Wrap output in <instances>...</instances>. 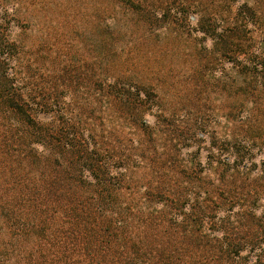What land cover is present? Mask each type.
<instances>
[{"label": "rangeland", "instance_id": "obj_1", "mask_svg": "<svg viewBox=\"0 0 264 264\" xmlns=\"http://www.w3.org/2000/svg\"><path fill=\"white\" fill-rule=\"evenodd\" d=\"M1 32L19 51L21 83L38 93L64 81L72 109L89 111L93 101L87 133L110 177L108 208L128 220V241L150 264H215L210 254L234 264L230 252L264 264V133L242 141V160L233 154L245 125L264 124V95L235 96L253 64L264 74V0H0ZM108 79L131 94L127 113L103 96L99 80ZM230 168L248 178L227 177ZM10 195L0 183V197ZM230 210L246 214L236 239L220 231ZM50 222L41 232L0 214V264H63Z\"/></svg>", "mask_w": 264, "mask_h": 264}, {"label": "trees", "instance_id": "obj_2", "mask_svg": "<svg viewBox=\"0 0 264 264\" xmlns=\"http://www.w3.org/2000/svg\"><path fill=\"white\" fill-rule=\"evenodd\" d=\"M147 20L148 18L143 21ZM18 53L17 46L8 41L7 36L1 32L0 174L6 178L3 181L0 179V183L7 187V191L9 189L11 195L8 199L0 197V211L7 207V212L0 214L12 220L18 216L22 220V225L28 223L31 228H39L41 232L51 229L53 226L51 219L57 221L56 232L59 239L52 238L56 256L63 264H89L93 259L96 264H150L149 255L138 251L139 244L128 241V220L122 219L121 213L108 208L114 193L106 185L110 183V177L102 175L100 150L87 133L88 120L93 113V101L88 102L90 107L86 112L70 108L71 96L59 90L63 88L64 81L48 88L47 92L43 88H39L38 93L33 87L28 88L21 83V78L16 76ZM262 68L264 70V66ZM257 69V63L248 68L246 73L249 78L243 89L236 88L237 98L245 97L250 102H255L264 95V74L259 77ZM65 81L69 79L65 77ZM120 84L117 79L112 81L108 79L99 80L98 86L101 89L103 86L108 88L109 91L102 95L107 98L106 101L116 105L115 113H121L122 110L127 113L132 97ZM68 86L69 84L66 87ZM241 130L239 142L233 145L236 160H242L244 150H247L242 141L252 137L258 138L264 133V124L249 123ZM262 165L264 166V162ZM229 171L231 173L227 177L240 175L244 179L248 178L242 171H236L234 168H230ZM260 173L264 179V167ZM104 175L108 173L105 172ZM195 182L189 181L188 190L198 188ZM85 184L91 185L92 190ZM92 201L94 203H91ZM11 204L16 205L13 207ZM24 207L28 209L26 217L20 212ZM238 210L241 211L243 208L239 207ZM229 212H232L229 216L231 220L226 224V220L221 222L220 231L229 235V238L236 239L240 237L239 230L246 227L244 216L246 214L239 219L238 212L234 210ZM234 217L238 219L232 221ZM188 221L197 224L196 218ZM181 234L183 235L180 236L181 241L194 243L195 247L200 248L201 241L190 239L189 233L181 231ZM69 241H73L74 245L80 244L83 251L76 253L74 249L66 247ZM113 246L120 252L114 251ZM228 246L235 247L233 244ZM125 247L128 248L126 252ZM71 251L74 255H71ZM95 252H101L103 256L100 257ZM231 253L225 257L230 261L235 260L234 264H256L246 261L243 257L240 260L236 252ZM210 255L215 264L221 260L219 255Z\"/></svg>", "mask_w": 264, "mask_h": 264}]
</instances>
